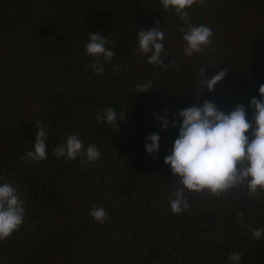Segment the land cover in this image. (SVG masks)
<instances>
[{
  "label": "trees",
  "instance_id": "trees-1",
  "mask_svg": "<svg viewBox=\"0 0 264 264\" xmlns=\"http://www.w3.org/2000/svg\"><path fill=\"white\" fill-rule=\"evenodd\" d=\"M187 11L193 24L214 32L213 45L192 56L184 54L179 16L163 12L160 0H0V184L27 201L23 225L0 241V264H231L234 251L241 264H264V239L249 231L264 227V192L193 193L190 209L173 214L169 196L179 178L164 162L179 112L198 101L225 113L242 103L254 123L249 102L264 85V0H206ZM157 20L166 70L136 47L139 31ZM97 32L115 52L103 74L92 71L95 58L85 50ZM220 71L224 78L202 94L198 80ZM148 82L152 89L135 92ZM108 107L124 118L115 130L96 121ZM38 123L50 134L48 159L36 162L25 153ZM73 133L85 150L98 147V161L81 166L84 156L53 155ZM153 133L160 148L150 155ZM93 206L106 210L105 224L89 215Z\"/></svg>",
  "mask_w": 264,
  "mask_h": 264
},
{
  "label": "clouds",
  "instance_id": "clouds-1",
  "mask_svg": "<svg viewBox=\"0 0 264 264\" xmlns=\"http://www.w3.org/2000/svg\"><path fill=\"white\" fill-rule=\"evenodd\" d=\"M205 3L206 0H160L163 12L172 9L180 18L179 31L183 33L186 56L200 53L213 45L212 28L193 24L187 11L193 5L201 6ZM159 25L160 20H157L155 27L139 31L136 35V47L140 53L147 55L148 64L163 65L166 70L169 65H164L162 58L165 32ZM111 44L109 36L104 38L99 32L88 35L85 50L88 56L95 58L90 65L94 73L103 74L104 62H111L114 58L115 52L110 47ZM122 67L115 64L113 70L118 72ZM200 74L205 76V67ZM225 74V71H220L211 78L198 80L201 93L203 94L204 86L209 91L214 90ZM152 88L151 82L143 83L137 85L135 92ZM259 94V97L254 96L249 102V107L253 109L254 123L249 120L246 106L242 103L237 104L230 113L219 110L210 100L202 104L198 101L195 106L179 112L183 119L178 138L175 139L170 154L164 157L165 164L171 167L172 176L179 178L169 196L173 214L179 215L190 209L189 199L193 193L221 197L239 188L245 190L247 196L256 197L264 192V85L260 86ZM123 119L118 118V112L113 107L106 108L96 116L97 122L106 120L111 127L114 125V130L118 127L117 121ZM158 119L164 129L169 127L165 117ZM176 126L177 122L173 120L172 127ZM35 127L33 150L26 152L25 158L39 162L48 159L46 140L50 133L45 131L43 123L35 124ZM145 147L150 155L158 153L160 135L153 133L147 136ZM53 155L57 159L63 157L70 161L84 156L86 161L81 160L83 166L85 162L98 161L102 153L95 144L88 145L85 150L79 135L73 133L55 147ZM26 203L12 184H0V241L12 236L23 225ZM89 215L102 225L108 219V213L103 207L93 206ZM237 216L242 217L243 213H237ZM249 231L254 239H264V227L249 226ZM242 255L241 252L234 251L227 259L231 264H241Z\"/></svg>",
  "mask_w": 264,
  "mask_h": 264
}]
</instances>
